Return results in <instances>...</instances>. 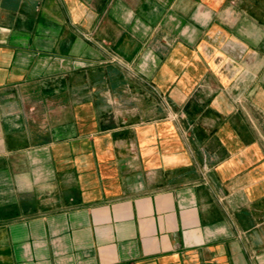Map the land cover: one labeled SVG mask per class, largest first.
<instances>
[{"label":"crops","instance_id":"1","mask_svg":"<svg viewBox=\"0 0 264 264\" xmlns=\"http://www.w3.org/2000/svg\"><path fill=\"white\" fill-rule=\"evenodd\" d=\"M0 264H264V0H0Z\"/></svg>","mask_w":264,"mask_h":264},{"label":"built area","instance_id":"2","mask_svg":"<svg viewBox=\"0 0 264 264\" xmlns=\"http://www.w3.org/2000/svg\"><path fill=\"white\" fill-rule=\"evenodd\" d=\"M176 114H171L170 117H174Z\"/></svg>","mask_w":264,"mask_h":264}]
</instances>
